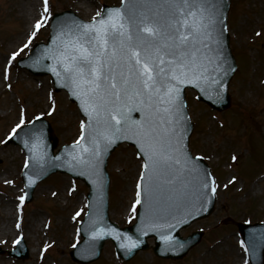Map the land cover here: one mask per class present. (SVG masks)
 Returning <instances> with one entry per match:
<instances>
[{"label": "rangeland", "instance_id": "obj_1", "mask_svg": "<svg viewBox=\"0 0 264 264\" xmlns=\"http://www.w3.org/2000/svg\"><path fill=\"white\" fill-rule=\"evenodd\" d=\"M35 2L39 10L34 14L29 9ZM104 2L118 0H50V13L70 8L90 18ZM42 8L40 0H0V229L7 224L11 228L6 234L0 231V246L13 248V239L21 232L29 250L25 260L4 253L0 255V264H73L69 250L79 238L77 223L85 211L87 189L83 183L55 174L38 184L32 200L20 208L19 230L16 225L15 206L23 192L20 178L23 152L18 145L5 144V136L21 123V113L23 124L40 113L55 128L60 145L76 137L80 118L64 93H55L52 102L49 77H34L16 64L18 58L29 53L34 42L46 41L49 21L7 67L10 52L17 51L30 37L32 33L26 35L32 21L43 16ZM229 16L230 42L239 60L229 88L230 106L216 112L197 102L193 91L187 92L194 121L190 149L208 161L217 178L216 209L208 218L182 231L185 235L202 228L203 243L181 260L162 261L148 249L121 263L114 255L112 243L106 241L100 258L90 264H241L243 261V251L236 243L239 235L235 221L264 220V0H231ZM50 102L54 110L47 115ZM140 164L134 149L126 145L119 146L109 158V213L120 225L131 222L129 204L136 197L134 184ZM10 205L13 213L8 217ZM78 209L80 214L74 216Z\"/></svg>", "mask_w": 264, "mask_h": 264}, {"label": "snow or ice", "instance_id": "obj_2", "mask_svg": "<svg viewBox=\"0 0 264 264\" xmlns=\"http://www.w3.org/2000/svg\"><path fill=\"white\" fill-rule=\"evenodd\" d=\"M222 6L223 0H142L106 15L98 12L90 23L72 20L60 27L53 37L51 58L56 67L51 70L72 85L89 119L87 126L81 123V137L73 146L80 154L73 160L93 167L108 147L135 137L145 156L143 167L151 176L172 183L176 173L188 168L182 146L186 117L181 91L185 85L199 87L209 82L210 72L221 71ZM46 19L36 22L37 31ZM17 55L14 52L11 59ZM210 82L221 83L215 78ZM133 111L141 112L143 119L133 120ZM22 124L21 116L9 138ZM85 130L90 147L81 148ZM165 239L171 242L170 237ZM121 246L131 249L137 243Z\"/></svg>", "mask_w": 264, "mask_h": 264}, {"label": "water", "instance_id": "obj_3", "mask_svg": "<svg viewBox=\"0 0 264 264\" xmlns=\"http://www.w3.org/2000/svg\"><path fill=\"white\" fill-rule=\"evenodd\" d=\"M140 3H142V0H124L123 5L119 9L123 10L126 6L131 8L132 5ZM228 5L229 0H223L220 19L224 23L219 26L223 30L220 33L222 53L218 61L221 65V71L209 73L210 80L211 78H215L220 80L221 83L212 84L209 80V82L202 83L199 87L185 85L181 91V100L184 105L183 111L186 117V131L183 133L182 146L189 161L188 168L176 173V178L172 183H165L155 176H151L144 169L145 175L141 184V202L137 212V222L134 225L117 228L107 219L106 199L108 178L105 164L108 155L122 141L135 145L138 153L145 160L144 153L140 150L135 137L132 139H120L114 145L108 147L107 151L102 153L93 167L78 164L73 160V155L80 154V149L73 147L75 144L64 147L53 157L51 151L55 146V139L51 135L30 134L28 140L21 141L16 139L22 144L29 157V164L23 173L27 187L34 186L38 180L58 169L67 171L71 175L83 179L90 187V192L87 194L89 211L80 224L83 240L71 252L75 260L85 263L95 259L99 255L104 239L107 237L114 240L117 253L124 258H130L137 250L145 248V238L150 235L155 236L156 245L154 251L161 256H181L198 240V235L181 240L177 232L179 228L189 224L195 218L206 216L212 211L214 205L213 181L206 164L200 158L191 157L187 150V140L192 125L186 111L184 89L187 87L195 88L199 92V99L205 100L217 109H223L229 105V98L226 92L227 83L234 72L235 66L227 46L228 38L225 30ZM115 8L118 7L105 6L103 13L106 15L109 10ZM72 20L86 23L70 11L55 14L52 22L53 31L48 43L36 44L31 56L21 62V65L35 74L50 73L56 89L65 88L71 98L76 100L81 108V100L73 94L72 85L55 75L51 70L53 67H56V61L51 58V51L55 47L53 37L56 36L64 23L71 22ZM57 70L59 71V68ZM225 70H227V75L224 74ZM201 88L204 91H201ZM81 111L87 117V126L89 123L88 116L82 108ZM131 118L139 121L143 119V114L139 111H133ZM44 131L46 133L49 132V128L46 125H44ZM83 147H90V138L88 137L87 130H85V139L81 140V148ZM87 158V154H85V159ZM168 178L171 179V176ZM204 183H207V188L203 187ZM169 225L173 227H169ZM257 226H244L241 229L246 240H249L250 234L245 230V227L255 228L253 234L259 237L257 252L252 254L254 256L252 259L253 264H261L264 251V228H258ZM166 237H170L171 242H168L165 239ZM128 238H130V241L137 243L135 248L129 249L128 247L121 246L127 245L130 242ZM82 250H87V253L81 255Z\"/></svg>", "mask_w": 264, "mask_h": 264}, {"label": "bare ground", "instance_id": "obj_4", "mask_svg": "<svg viewBox=\"0 0 264 264\" xmlns=\"http://www.w3.org/2000/svg\"><path fill=\"white\" fill-rule=\"evenodd\" d=\"M31 6H32V7H30L29 10H31V11L35 14V12H37L38 9H39L38 4H36V2H35V3H32ZM31 19H34V17L31 16ZM12 210H13V206L10 205L9 208H8V216L12 213ZM10 229H11V228H9V226H8V224H7V226L5 225L2 229H0V231H1V233L6 234V233L11 232Z\"/></svg>", "mask_w": 264, "mask_h": 264}]
</instances>
